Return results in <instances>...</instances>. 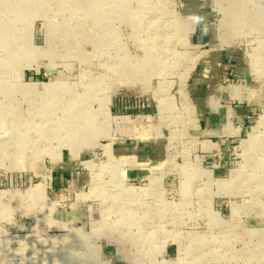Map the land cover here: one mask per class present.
<instances>
[{"label": "rangeland", "instance_id": "374dc122", "mask_svg": "<svg viewBox=\"0 0 264 264\" xmlns=\"http://www.w3.org/2000/svg\"><path fill=\"white\" fill-rule=\"evenodd\" d=\"M257 6L264 0H0V194L10 196L0 201V264H59L58 255L66 264H264ZM167 18L175 37L161 34ZM161 44L173 64L154 56ZM221 65L227 78L211 74ZM50 82L63 88L32 86ZM207 85L226 88L228 104L211 99L219 116L230 106L214 137L202 119ZM140 117L147 124L126 135ZM63 121L68 133L53 127ZM145 162L146 175L132 176Z\"/></svg>", "mask_w": 264, "mask_h": 264}, {"label": "bare ground", "instance_id": "6f19581e", "mask_svg": "<svg viewBox=\"0 0 264 264\" xmlns=\"http://www.w3.org/2000/svg\"><path fill=\"white\" fill-rule=\"evenodd\" d=\"M220 1L221 0H214V3L216 4V7H218V4L220 3ZM260 1H262V0H257V3H260ZM3 3V2H2ZM245 3V2H244ZM163 4V3H162ZM166 5V4H165ZM239 5V6H238ZM237 6H235L233 9H242V7H243V5H242V3H239ZM258 7V6H257ZM259 9L257 10L258 12H257V16H259V17H261V19H257V20H261L262 21V23L264 24V19H263V17H264V7H262V9H261V7H258ZM232 13H233V15H237L238 13L234 10V11H232ZM42 14V13H41ZM24 20V19H23ZM172 19L170 18V19H163L162 21H161V29H162V32H161V34L163 35V34H165V31H167L168 29V27H170V26H172L171 27V29L173 28V26H174V28L172 29V32H175V31H177L178 30V28H177V25H174L172 22ZM255 21V20H254ZM162 26H164L165 27V29H164V27H162ZM260 27V26H259ZM113 29V28H112ZM259 30H262V29H259ZM172 32H166V34H170L169 36H171V37H175L176 35L175 34H172ZM261 45H262V43H261ZM166 47H169V48H171V46L170 45H164V46H162V44L161 45H158V46H155V48H156V50H157V52H155L154 53V56L155 57H157L158 58V60L160 61V62H162L164 65H166V63H170V64H173L174 63V61H176L177 59H175L172 55H173V53H171L170 51H169V49H167ZM48 54V53H47ZM144 55H145V58H148L147 57V53L145 54L144 53ZM259 55H261L260 53H259ZM175 56V55H174ZM158 69H160V68H157L156 70H158ZM83 70V69H82ZM15 72V71H14ZM85 74V73H84ZM124 81V80H123ZM59 84L57 83V82H50V83H45V84H34V85H32V86H36V89L37 90H39L40 92H49V94L50 95H54L56 92L55 91H52V90H57V89H59V87H61V88H63V86H58ZM70 86V85H69ZM68 87V86H67ZM51 90V91H50ZM51 92V93H50ZM55 92V93H54ZM58 95V94H57ZM232 95H237V92L235 91V90H233L232 91ZM62 109H67V111L73 116V111H72V109L71 108H66V107H62ZM55 110H57V109H55ZM85 115L86 114H84V112H82V113H80L79 114V116L77 117L78 119H79V121H80V123L78 124V126H82L83 127V125H82V120H84V127L87 125L86 124V121H85ZM106 116H107V114H106ZM110 116V115H109ZM101 118H103V117H101ZM108 118V117H107ZM149 117H147V118H143V117H140L134 124L136 125V126H144V125H146L147 124V122H148V119ZM108 120V123H113V124H119V125H126V124H133V122L132 121H130V119H128V118H112V119H110V118H108L107 119ZM106 120V121H107ZM104 121V120H103ZM100 123V122H99ZM62 123H57V122H55L54 123V125H53V127H55L56 129H58L59 130V128L61 127L62 129H63V132L64 133H68L69 132V130L71 129H73V125L71 126V127H69L70 129L68 130V125H64V121H63V125H61ZM98 124V123H97ZM91 125H93V119H91V122H90V126ZM96 126V125H95ZM99 126V125H98ZM103 126V125H102ZM83 127V128H84ZM109 128V127H108ZM97 129H99L98 127H97ZM129 130V129H128ZM101 134H106V130L105 129H103V128H101ZM100 132H99V134H100ZM84 133V129L83 130H81L80 131V133L79 134H83ZM113 133V132H112ZM32 134H34V132L32 133ZM30 135V134H29ZM109 135H112V134H109ZM56 136H58V132H56ZM137 136V135H136ZM250 136H252L251 137V144H253V141L255 140V138H256V134H254V133H250ZM32 137V136H31ZM250 144V145H251ZM109 147L110 146H105V150L107 151V153H111V151H110V149H109ZM255 157V156H254ZM151 181L153 182L154 181V178H152L151 179ZM38 189V188H37ZM133 191H132V190ZM129 188V190L127 191V192H129L130 194H132V195H136L137 194V192L139 191V189H137V188ZM141 191H142V194L144 195V192L146 191V190H142L141 189ZM35 192V191H34ZM33 192V193H34ZM32 193V194H33ZM9 198H10V196H8V194H5V193H1L0 194V201H9ZM264 199V198H263ZM120 203V202H119ZM120 207H121V205H120ZM119 207V208H120ZM52 243V244H51ZM47 244H49V245H51V246H53V245H58V246H64L65 244H66V241H65V238L64 239H62V240H51V241H47ZM57 258H58V260L56 261H54L53 260V262L54 263H59V264H66L67 263V261H66V259H60V258H62L61 257V255H58L57 256ZM182 259V258H181ZM180 262H182V260H180Z\"/></svg>", "mask_w": 264, "mask_h": 264}, {"label": "crops", "instance_id": "0c3cea01", "mask_svg": "<svg viewBox=\"0 0 264 264\" xmlns=\"http://www.w3.org/2000/svg\"><path fill=\"white\" fill-rule=\"evenodd\" d=\"M228 70L229 69L227 68L226 65H224V66L221 65V66H218L215 69H213L211 74L214 75L216 78H224V77L227 78L230 75ZM204 77H205V75H204ZM215 87L216 86H213V85H211L210 87L207 85L208 95L209 96L204 99L205 103H203L204 106H205V109H203V112H205V114H203L204 117L202 119H206V120H204V122H205L204 128L207 130L206 131V135L209 136V137H214V135H216L219 132V130H218L219 127H221V129H222L223 126H220L221 125L220 123L223 122L222 121L223 117L224 118L228 117L227 113H228V110H229V107H230L229 105H226V110H224L226 115L224 114V115H220L219 116V114L217 113L218 109L214 110V106L213 105L217 103L216 102V100H217L216 98L217 97L215 96V99H213L215 101V102L213 101L214 103L211 101V99L214 97V95L216 93L220 97L224 96V99H225L227 104L229 102L228 99L226 98L225 94H224V92H225L224 89H226V88L217 87V89H220V91L218 92V91L215 90ZM226 119H228V118H226ZM227 122H228V120H226V126H227ZM133 128L134 129L131 128L129 130V132H126L127 133L126 135H129L130 137L136 136V134H138L137 131H138L139 127L134 125ZM147 148H149V147H147ZM150 153L151 152L148 151V150L145 151V153H143V154H145L146 159H148L150 157ZM140 154L142 155V153H139V154L134 153V152L129 153V160L136 159V158L137 159H141ZM122 155H121V157H122ZM125 155L126 154L123 155L124 156L123 159L124 158L128 159V157L125 156ZM146 162L144 164H142V166L146 165L145 167H140L141 168L140 171L133 172V173H131V175L132 176H144V175H146L147 166H151L149 163H146Z\"/></svg>", "mask_w": 264, "mask_h": 264}]
</instances>
